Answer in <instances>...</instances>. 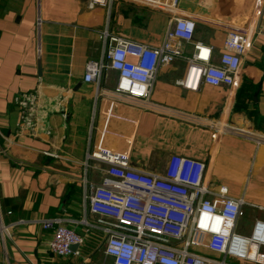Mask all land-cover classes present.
Segmentation results:
<instances>
[{"label": "crops", "instance_id": "1", "mask_svg": "<svg viewBox=\"0 0 264 264\" xmlns=\"http://www.w3.org/2000/svg\"><path fill=\"white\" fill-rule=\"evenodd\" d=\"M87 2L0 0V209L4 223L15 224L0 235V264H111L101 230L66 223L86 241L81 257L63 258L50 251L52 232L40 225L88 215L86 185L105 176L102 164L86 167L91 151L128 157L156 174L173 155L204 163L210 186H226L243 202L238 232L250 235L264 220L253 207L264 208V0H181L177 7L116 0L110 10ZM172 17L196 22L195 41L213 48L214 61L230 31L245 33L233 86L185 89L182 60L160 68L148 104L114 100L116 73L99 87L84 82L87 62L102 57V32L158 47ZM23 94L38 98L29 124L16 104ZM212 123L231 131L216 138Z\"/></svg>", "mask_w": 264, "mask_h": 264}, {"label": "built area", "instance_id": "2", "mask_svg": "<svg viewBox=\"0 0 264 264\" xmlns=\"http://www.w3.org/2000/svg\"><path fill=\"white\" fill-rule=\"evenodd\" d=\"M115 1L88 0L87 6L110 10ZM180 1L172 0V6ZM195 32L193 19L172 17L162 44L154 47L104 31L102 57L87 62L84 82L99 87L106 75L116 73V86L110 92L114 100L148 104L160 68L182 60L187 70L178 84L185 89L198 91L202 84L233 86L247 52L245 33L230 31L224 52L214 61L213 48L195 41ZM37 102L35 94L16 99L27 112L28 124ZM210 128L216 138L231 131L220 123ZM92 162L105 166V176L98 184L86 185L88 215L80 222L63 217L40 221L44 230L52 232L54 255L81 257L86 234L66 224L78 223L87 233L90 228L104 233V254L111 264H264V220L255 222L250 235L238 232L245 216L243 202L233 199L226 186L211 187L204 163L173 155L163 172L156 174L107 151L89 152L86 167ZM14 225L4 223L0 209L1 237L9 235Z\"/></svg>", "mask_w": 264, "mask_h": 264}]
</instances>
